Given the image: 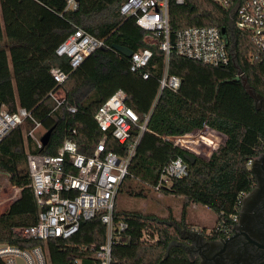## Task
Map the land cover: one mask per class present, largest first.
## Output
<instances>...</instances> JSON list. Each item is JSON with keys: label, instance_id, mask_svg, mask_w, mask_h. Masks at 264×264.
<instances>
[{"label": "trees", "instance_id": "obj_1", "mask_svg": "<svg viewBox=\"0 0 264 264\" xmlns=\"http://www.w3.org/2000/svg\"><path fill=\"white\" fill-rule=\"evenodd\" d=\"M123 1L80 0L77 10L65 11V0H0V107L10 112L24 107L43 121L46 130L51 129L48 142L37 150L26 137L31 121L14 129L0 142V174L21 188L20 196L0 215V242L21 248L46 246L51 264L84 261L88 254L84 247L102 244L106 228L97 215L83 220L79 231L68 239L55 238L44 243L17 235L15 227L34 224L38 215L29 186L27 154L56 155L71 134L83 151L90 152L103 136L95 113L117 90L125 91L127 104L141 119L151 111L147 130L120 190L133 178L153 187L162 168L182 157L188 164V174L174 178L169 187L161 190L183 197L179 225H186L190 203L212 209L217 214L216 222L236 212L241 194L254 185L248 162L264 150V111L256 108L239 75L242 73L264 96V53L252 40L251 30L234 26L229 10L216 0L170 1L173 31L190 26L219 27L232 46L236 63L231 60L227 65L214 66L172 53L168 70L180 76L182 84L178 91L166 88L158 95L165 54L157 45L146 42L147 32L136 23L135 17L120 13ZM78 27L105 39L107 46L96 50L71 72L63 86L67 102L52 111L55 102L48 94L55 81L50 69L59 66L70 70L68 58L58 56L56 48ZM113 44L133 52L150 48L153 56L145 67L149 77L144 79L140 72L131 71L130 58L114 50ZM69 106L75 107L76 112H70ZM204 127L227 136L221 153H214L209 161L199 156L194 162L187 161V150L165 139L168 135H185ZM207 132L203 139H219V135ZM197 140L184 139L182 144L191 148L192 144H198ZM124 148L111 136L107 139V149L123 154ZM128 189L133 196L144 195L142 191L133 192L131 186ZM114 214L116 222L125 221L128 227L113 244L112 264H199L197 259H190L182 246L171 245L179 233L166 219L120 210L117 203ZM0 264H4L2 260Z\"/></svg>", "mask_w": 264, "mask_h": 264}, {"label": "built area", "instance_id": "obj_2", "mask_svg": "<svg viewBox=\"0 0 264 264\" xmlns=\"http://www.w3.org/2000/svg\"><path fill=\"white\" fill-rule=\"evenodd\" d=\"M65 1V11L78 9L79 0ZM170 1L172 0H124L120 5V13L126 17H135L136 23L147 32L146 42L157 45L165 54L166 65L159 82L158 95L166 88L178 91L181 87V77L170 74L168 70L172 53L214 66L227 65L233 60L232 46L219 27L190 26L173 31L169 19ZM174 1L183 3L185 0ZM216 1L229 10L234 26L251 30L252 40L264 53V0ZM106 46L105 39L98 38L80 27L58 45L56 54L68 58L70 70H64L59 66L50 69L55 81V87L48 94L55 102L52 111L67 102L63 86L71 72L96 50ZM152 56L150 48L133 52L130 57L131 71L140 72L143 78L147 79L149 73L145 71V67ZM239 75L240 78L243 76L242 73ZM126 100L125 91L119 89L99 106L95 120L103 136L90 152L83 151L72 134L65 138L56 155L28 152L26 162L30 177L29 186L34 193L38 215L34 224L15 227L14 232L17 235L44 243L55 238L68 239L79 231L83 220L100 215L106 228L105 241L100 245L85 246L84 249L88 251L86 259L77 260L74 264H112L113 244L119 240L120 232L128 227L127 222L115 220L116 197L129 175L132 158L147 130L151 116L149 111L141 119ZM68 109L70 112H76L73 106H69ZM27 121L32 122V127L26 133V137L34 150L42 148L44 144L40 132L44 128L43 121L38 120L32 111L24 107L18 108L15 112L0 107V142ZM204 129L213 133L216 131L209 127L202 130ZM75 132L73 130L72 133ZM192 133L168 135L165 139L190 151L182 142L193 135ZM219 133L220 135L214 133L219 135V139L211 138L214 149L212 153L206 154L209 158L202 157L206 161L225 145L227 136ZM109 136L125 146L123 154L107 149ZM252 161L251 159L248 162L249 168ZM187 174V162L182 157H177L162 168L153 189L159 192L169 187L174 178H182ZM17 188L20 190V196L21 188ZM244 195L245 193L241 194L236 212L228 218L221 219L212 228L204 229L206 233H202L208 237L216 233H228L238 222ZM0 260L4 264H51L46 246L21 248L4 242H0Z\"/></svg>", "mask_w": 264, "mask_h": 264}, {"label": "rangeland", "instance_id": "obj_3", "mask_svg": "<svg viewBox=\"0 0 264 264\" xmlns=\"http://www.w3.org/2000/svg\"><path fill=\"white\" fill-rule=\"evenodd\" d=\"M46 131L47 130L44 127L40 132V135H43ZM207 133L206 129H200L194 133L193 136L191 135L189 137V139H199L197 140L198 144L196 146L195 144H192L191 148L188 149L201 158L203 156L209 158L203 153L210 154L212 153V149H214L213 140L210 137L202 139V136H207ZM128 183L129 185L127 184L123 186L117 196V208L120 210L139 211L144 214L156 215L160 218L166 219L168 223L174 225L180 222L183 216V197L166 194L161 191L158 192L153 189L151 184L144 182L139 178H133L131 181H128ZM129 186H131L133 192L142 191L144 195H131L128 191ZM19 191L20 190L12 185L3 174H0V215L17 199V196L19 197ZM216 221L217 214L212 209L202 204L190 203L187 207L185 222L187 225L186 228L188 229H190V227H196L197 230H202V232L206 233L204 229L212 228L217 223ZM204 237L207 239L208 235L206 234Z\"/></svg>", "mask_w": 264, "mask_h": 264}, {"label": "flooded vegetation", "instance_id": "obj_4", "mask_svg": "<svg viewBox=\"0 0 264 264\" xmlns=\"http://www.w3.org/2000/svg\"><path fill=\"white\" fill-rule=\"evenodd\" d=\"M252 160L254 185L243 197L250 193L246 201L247 217L240 222L239 215L228 233H216L202 241L201 251L192 250L199 263L264 264V150Z\"/></svg>", "mask_w": 264, "mask_h": 264}, {"label": "water", "instance_id": "obj_5", "mask_svg": "<svg viewBox=\"0 0 264 264\" xmlns=\"http://www.w3.org/2000/svg\"><path fill=\"white\" fill-rule=\"evenodd\" d=\"M112 48L114 50H116L117 52L125 55L128 58H130L132 56V54H133V51L131 49H129L128 47L119 45V44H113ZM233 60L236 63L234 52H233ZM241 80H242L245 88L249 92V94L254 98V102H255L256 108L261 109V110L264 111V96H262L260 93H258L249 84L247 78L244 75L241 77ZM50 133H51V129L47 130L43 134V136L41 137V141H42L43 144H46L48 142V139L50 137ZM214 133L220 135V133L217 132V131H215ZM217 153H221V151L218 150ZM185 159L187 161L194 162L196 160V155L194 153H192V152L187 150V152L185 153ZM250 169H251L252 173L254 174V172H255L254 166L252 168H250ZM249 195H250V193L243 199L244 200L243 204H241L242 206H241V208H240L241 210L239 212L240 222H243V220L247 217L246 201H247V198L249 197ZM175 226L179 229L180 236L182 238L186 237V239H189L191 241V243H190L189 246H184L182 243H180L178 241H174V242H172L171 245H181L186 250V252L188 253L190 259L194 260V254H192L191 251L195 250V248H197L199 251H201V249H202V241H205L204 235H202L198 231H191V230H187V229H184V228L183 229L179 228L177 224H175ZM199 264H202V262H200Z\"/></svg>", "mask_w": 264, "mask_h": 264}, {"label": "crops", "instance_id": "obj_6", "mask_svg": "<svg viewBox=\"0 0 264 264\" xmlns=\"http://www.w3.org/2000/svg\"><path fill=\"white\" fill-rule=\"evenodd\" d=\"M43 136V135H42ZM29 141V140H28ZM177 225H178V227L179 228H184V229H187V230H191V231H198V232H200L202 235H204L203 233H202V230H197V228L196 227H193L192 229H188V228H186V226H184V225H179L178 223H176ZM178 232H179V229H178ZM176 241H178V242H180V243H182L184 246H189L190 245V243H191V241L189 240V239H186V237L185 238H182L181 236H180V234H179V238H178V240H176ZM179 246H181V245H179ZM189 256V255H188ZM195 259H197L196 258V256L194 255V260ZM198 260V259H197Z\"/></svg>", "mask_w": 264, "mask_h": 264}]
</instances>
